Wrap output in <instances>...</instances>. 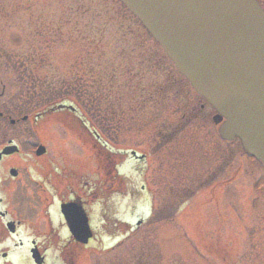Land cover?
I'll list each match as a JSON object with an SVG mask.
<instances>
[{
    "label": "rangeland",
    "instance_id": "rangeland-1",
    "mask_svg": "<svg viewBox=\"0 0 264 264\" xmlns=\"http://www.w3.org/2000/svg\"><path fill=\"white\" fill-rule=\"evenodd\" d=\"M62 104L115 151L146 153L145 162L129 157L122 166L139 178L105 179L73 116L53 111ZM215 114L121 1L0 0V150L10 140L20 149L0 163L10 214L46 228L51 196L36 169L60 157L74 159L75 189L88 177L117 194L105 224L114 216L135 223L154 207L125 238L122 224L103 232L92 204L99 239L74 264H264V164L246 156L239 138L221 139ZM130 190H143L131 212L123 204Z\"/></svg>",
    "mask_w": 264,
    "mask_h": 264
},
{
    "label": "water",
    "instance_id": "water-1",
    "mask_svg": "<svg viewBox=\"0 0 264 264\" xmlns=\"http://www.w3.org/2000/svg\"><path fill=\"white\" fill-rule=\"evenodd\" d=\"M146 26L196 91L225 117L223 139L238 136L264 161V11L254 0H121ZM6 148L2 153H13ZM1 157V154H0ZM70 217L80 243L91 237L80 205ZM78 215V216H77Z\"/></svg>",
    "mask_w": 264,
    "mask_h": 264
},
{
    "label": "flooded vegetation",
    "instance_id": "flooded-vegetation-1",
    "mask_svg": "<svg viewBox=\"0 0 264 264\" xmlns=\"http://www.w3.org/2000/svg\"><path fill=\"white\" fill-rule=\"evenodd\" d=\"M257 1L264 8V0ZM38 162L40 166L34 169L40 176L42 190L51 193V200L47 201L44 209L46 228L40 229L38 225L14 217L0 195V264H74V256H78V244L61 210L62 202L78 200L88 216L91 215L90 208H87L89 202L85 198L87 193L78 186V190L74 188V173L77 171L74 169V159L71 161L69 157H60L58 160L50 158ZM88 183L85 181L84 185ZM35 256L39 257V263Z\"/></svg>",
    "mask_w": 264,
    "mask_h": 264
}]
</instances>
